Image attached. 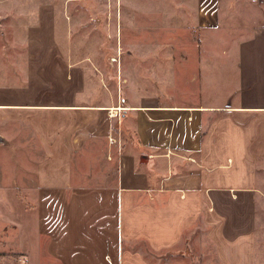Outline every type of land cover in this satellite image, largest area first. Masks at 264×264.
I'll return each instance as SVG.
<instances>
[{
	"label": "crops",
	"instance_id": "1",
	"mask_svg": "<svg viewBox=\"0 0 264 264\" xmlns=\"http://www.w3.org/2000/svg\"><path fill=\"white\" fill-rule=\"evenodd\" d=\"M194 7L197 30L226 33L211 40L209 57L195 58L202 76L194 97L159 90L122 93L110 105H31L122 107L117 134L84 169L74 151L90 134L57 130L52 145L45 137L49 151L35 175L51 204L45 215L40 203L37 225L53 264H154L149 255L178 247L188 231L216 264H264V0ZM216 45L225 59L213 55ZM217 70L226 81L206 96L205 80L220 86Z\"/></svg>",
	"mask_w": 264,
	"mask_h": 264
},
{
	"label": "rangeland",
	"instance_id": "2",
	"mask_svg": "<svg viewBox=\"0 0 264 264\" xmlns=\"http://www.w3.org/2000/svg\"><path fill=\"white\" fill-rule=\"evenodd\" d=\"M194 3L0 0V264L55 263L45 252L47 236L37 225L40 203L45 215L51 204L50 192L39 190L35 175L39 157L49 151L45 137L52 145L57 130L90 134L74 151L84 169L104 152L105 138L118 131L120 108L109 119L108 108L31 105H110L120 103L122 93L130 98L131 92L139 97L159 90H189L194 97L202 76L195 58L209 57L211 40L226 36L197 30ZM213 55L227 57L217 45ZM204 75L210 77V72ZM216 78L217 88L205 80L206 96L211 89H222L226 71L217 70ZM197 235L188 231L178 247L147 258L154 264H216ZM189 241L195 253L181 248Z\"/></svg>",
	"mask_w": 264,
	"mask_h": 264
},
{
	"label": "bare ground",
	"instance_id": "3",
	"mask_svg": "<svg viewBox=\"0 0 264 264\" xmlns=\"http://www.w3.org/2000/svg\"><path fill=\"white\" fill-rule=\"evenodd\" d=\"M113 59H115V58H113ZM110 110H111V112L110 113H108V114H114L115 112H117V110L119 109V108H122L121 106H110V107H108ZM119 111V110H118Z\"/></svg>",
	"mask_w": 264,
	"mask_h": 264
},
{
	"label": "built area",
	"instance_id": "4",
	"mask_svg": "<svg viewBox=\"0 0 264 264\" xmlns=\"http://www.w3.org/2000/svg\"><path fill=\"white\" fill-rule=\"evenodd\" d=\"M107 111H108V113H110V112H111V110H110L109 108L107 109ZM105 258H106V260H107V261L110 263L109 257H108L107 255H106V257H105Z\"/></svg>",
	"mask_w": 264,
	"mask_h": 264
}]
</instances>
